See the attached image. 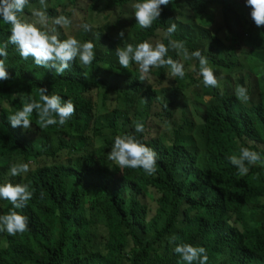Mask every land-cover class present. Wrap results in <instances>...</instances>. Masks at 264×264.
<instances>
[{
	"label": "trees",
	"instance_id": "16d2710c",
	"mask_svg": "<svg viewBox=\"0 0 264 264\" xmlns=\"http://www.w3.org/2000/svg\"><path fill=\"white\" fill-rule=\"evenodd\" d=\"M134 2L47 0L49 22L61 14L72 21L58 27L61 39L78 34L95 45L92 64L77 59L63 75L22 59L0 18V46L8 52L0 59L9 74L0 81V184H26L33 192L20 209L0 199V215L15 210L28 219L23 233L0 231V264H186L174 252L185 243L204 247L207 264H264V166L246 165L241 176L228 159L243 146L264 160V26L255 25L246 0H170L142 29ZM36 3L29 0L23 18L31 19ZM80 3L83 21L91 12L106 13L103 24L90 23L97 41L77 33L81 22L77 32L71 29ZM172 23L177 29L166 37ZM188 24L200 27L192 30L195 38ZM121 30L130 34L121 39ZM169 38L200 50L222 83L205 86L198 60H182L172 49L168 56L184 63L183 79L161 67L141 81L134 62L124 69L113 56L117 42L167 46ZM237 86L247 89V102L235 96ZM40 88L61 103L71 99L74 115L62 126L40 128L34 111L29 129L13 128L8 116L30 98L39 101ZM137 121L143 133L135 132ZM125 134L156 152L155 174L108 159L114 138ZM20 162L29 171L11 176V163Z\"/></svg>",
	"mask_w": 264,
	"mask_h": 264
},
{
	"label": "clouds",
	"instance_id": "9594fccd",
	"mask_svg": "<svg viewBox=\"0 0 264 264\" xmlns=\"http://www.w3.org/2000/svg\"><path fill=\"white\" fill-rule=\"evenodd\" d=\"M170 0H136L131 5L136 24L140 28H150L154 21L161 16V6H167ZM39 7L32 6L31 19L23 18L29 0H0V18L10 26L9 42L14 44L22 59L31 57L35 64L46 69L54 70L58 75H63L68 70L72 62L77 59L82 65L92 64L94 54V43L91 41L80 42L74 36L60 38L58 27L65 29L72 21L61 14L51 18L47 15V0H38ZM246 6L251 8L250 16L257 27L264 26V0H246ZM80 27L86 31H92L91 25L83 23ZM177 24L172 23L166 30L165 36L171 37L176 31ZM125 32L121 30L118 37L123 39ZM169 49L176 51L182 60H198L199 76L203 78L205 86L213 88L219 86L218 79L213 70L208 66V59L201 54L200 50L189 52L183 41L169 38L168 45L159 40L155 44L144 41L133 45L127 43L124 47H117L115 55L119 65L124 69H129L133 62L138 66L139 79L145 81L149 79L151 69L167 67L169 75L173 78L185 77L184 63L173 60L168 56ZM7 44L0 46V57H7ZM167 57V58H165ZM191 71H196L195 65L190 66ZM9 79V74L5 68V61L0 59V81ZM39 101L30 98L24 103L22 109L8 116V120L13 128L23 127L29 129L32 125L31 114L35 111L38 116L40 128H47L51 125H64L66 121L74 115L75 105L71 99L61 103L58 95H49L47 88H40ZM21 94L16 93L13 99ZM235 96L241 102H247L249 97L247 89L243 86L235 88ZM58 117V120H57ZM134 129L137 133H143L145 126L143 122H134ZM108 159L115 162L120 168L143 169L147 174L153 175L156 172L157 154L151 148L139 142L132 135H117L114 138L111 151L108 152ZM230 163L238 170V174L243 176L249 171L246 165L264 166L260 153L241 146L239 155L228 157ZM29 171L28 163H12L9 174L13 177L19 176ZM43 193H41V197ZM33 198V192L28 185L11 182L0 184V199L9 201L14 209H20L27 205ZM28 229V219L26 216L12 210L8 214L0 215V231H5L11 236L23 233ZM175 237L170 238L174 242ZM174 252L186 264H207L208 256L204 247H194L191 244H178Z\"/></svg>",
	"mask_w": 264,
	"mask_h": 264
},
{
	"label": "rangeland",
	"instance_id": "374dc122",
	"mask_svg": "<svg viewBox=\"0 0 264 264\" xmlns=\"http://www.w3.org/2000/svg\"><path fill=\"white\" fill-rule=\"evenodd\" d=\"M32 6L39 7V4L36 3V4H33ZM84 8H85V4H84V3H80L79 8H77V9L75 10V12H74L75 24H74V27L71 28V29H73L74 31L77 32V29L79 28V27L77 26V24H78V23L80 24V22H81V23H88L89 25H91L90 23L93 22V23L96 24V25H101V24H103V23L106 21V19H105V14H106V13L99 14V13H97V12H91V13H90V16H89V18H88V20H84V21H83L82 19H83L84 15H85V12H84V10H83ZM112 19H113V15H110L108 21H109V20H112ZM186 21H187V20H186ZM187 22H188V21H187ZM96 25H95V26H96ZM188 26H189L190 31H191V33H192V37L195 38V35L193 34L192 30L194 29V30H196V31H200V27H199V26H195L194 24H188ZM91 27H92V26H91ZM77 33L82 34V35H85L86 37H89V38H91V39L94 40V41H97V40H98V34H97V31H96L93 27H92V31H90V32H86V31H84L82 28H80V29L78 30ZM107 33H108L110 36H112V35L115 33V31L112 32V34H110V32H109V30H108ZM129 34H130V32H129L128 34H126L124 37H127ZM74 37H75L76 39H78L80 42H81L82 39H83L82 37H78V34H75ZM112 37H113V36H112ZM226 37H227L226 39H227L228 42H234V39H233V38H229L228 35H226ZM119 46H120V47H124V46H122L119 42H117L116 45H115L116 48L113 50V52H114L113 56H114L117 60H118V58H117L116 55H115V51H116L117 47H119ZM197 47H198V42H197ZM205 48H206V45H205ZM187 70H188V68H187ZM240 78H241L244 82H247L246 77H245L244 74L241 75ZM235 81H237V80L235 79ZM218 82H219V83H222V79L219 78V79H218ZM210 98H211L210 95H205V99L209 100ZM188 104H189V109H190V111H191V113H192V115H193L195 121L199 124V123L201 122V119H200V117L198 116V114H197V112H196V109L194 108V104H191V103H188ZM200 109H201V108H200ZM200 109H198V110H200ZM141 110H142V108H139V111H140V112H141ZM11 164H12V163H11Z\"/></svg>",
	"mask_w": 264,
	"mask_h": 264
}]
</instances>
